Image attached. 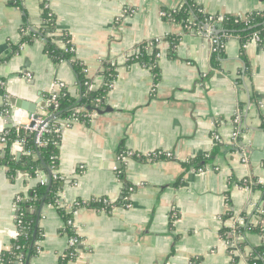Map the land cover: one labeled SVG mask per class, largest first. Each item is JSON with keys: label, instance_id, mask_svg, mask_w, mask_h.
I'll list each match as a JSON object with an SVG mask.
<instances>
[{"label": "crops", "instance_id": "0c3cea01", "mask_svg": "<svg viewBox=\"0 0 264 264\" xmlns=\"http://www.w3.org/2000/svg\"><path fill=\"white\" fill-rule=\"evenodd\" d=\"M14 1L0 0V138L30 116L12 108L10 97L38 103L35 114L47 116L58 83L79 94L71 65L53 64L43 40L20 44L42 23L41 2L55 16V43L65 47L67 36L92 87L103 83V61L116 65L106 110L87 121L60 120L58 203L71 215L77 243L70 247L62 232L59 205L44 204L26 264H59L71 248L64 264H250L252 250L264 245V47L251 41L242 50L229 36L214 54L204 29L166 16L183 0ZM194 2L208 15L264 9V0ZM168 35L177 37L172 50ZM155 38L158 82L150 68L128 60ZM5 145L0 140L1 156ZM21 151L13 142L10 153L19 158ZM38 182L23 170L11 177L0 161V254L11 249L22 204ZM102 197L116 205L71 209ZM236 216L243 229L227 241L221 230Z\"/></svg>", "mask_w": 264, "mask_h": 264}, {"label": "trees", "instance_id": "16d2710c", "mask_svg": "<svg viewBox=\"0 0 264 264\" xmlns=\"http://www.w3.org/2000/svg\"><path fill=\"white\" fill-rule=\"evenodd\" d=\"M19 0H15L17 4ZM42 23L37 31H31L30 34L22 35L20 44L30 43L33 38L38 37L44 41V51L53 64L68 62L76 76V82L79 90L78 97L73 96L66 89H61L58 93L57 108L49 105V114L53 116L50 119V124L53 126L51 132L44 134L45 144L37 147L34 144V133H24L21 128H11L7 130L5 135L6 145L4 156L0 155V161L4 162L8 168V174L14 177L17 171L23 170L31 177L38 173L44 176L47 180L46 184L38 182L29 192V198L23 202L20 211L21 228L16 238L13 240V245L10 250L0 254L1 264H26V261L36 253V241L39 239V228L36 226L37 212L41 205L58 203V193L61 190V181L54 177L58 167L59 145H60V122L59 120L69 118L76 115L79 120L87 121L91 113L101 112L106 110V96L116 78V65L111 61H103L100 74L103 77V83L100 87L94 88L92 81L88 78L85 71V66L82 62L75 58L73 46L68 43L67 36H61L66 41L63 48L57 46L54 41L53 34L57 31L56 20L54 14L50 11L46 2H41ZM168 17L182 25L189 24V18H192L191 28L201 30L207 25L213 24V21L208 19V14L204 13L194 0H183L182 6L175 12H170ZM214 29L221 30L215 34L221 41H225V37L235 36L241 42V48L247 44L253 34L260 36L259 44L264 47V9L248 13L244 17L236 16H221L219 22L213 25ZM164 40L170 43L172 50L177 43V37L168 35ZM148 47L152 48L151 54L148 52ZM222 46H218L214 54L222 51ZM16 49V48H15ZM137 53L132 55L128 60L138 61L144 66L151 69L154 80L158 82L159 69L155 54L158 52L155 39L145 41L136 47ZM1 80V79H0ZM0 84V91L3 88V80ZM49 97V96H48ZM98 100V101H96ZM48 114V115H49ZM55 129H59L57 132ZM19 138H24L25 142L22 147L19 158H16L10 153L12 143ZM29 151V153H27ZM202 160V157L196 158V161ZM125 193L127 186L125 185ZM123 202V200H122ZM116 205L106 197L93 198L88 201L74 203L71 206L72 210L79 207H95L100 210H110ZM58 212L65 220V228L62 230L68 238H77L73 226L68 225L67 221L70 218V213L65 207L59 205ZM229 218V215L224 219ZM243 228H239L242 231ZM248 230L253 232L257 229L248 227ZM222 237L231 241L233 239L232 232L229 228L224 227L221 230ZM78 239V238H77ZM75 246L72 248L74 249ZM72 248L66 256L61 258L59 264H64L73 252ZM68 253V254H67ZM250 264H264V245L258 246L252 250L248 256Z\"/></svg>", "mask_w": 264, "mask_h": 264}, {"label": "built area", "instance_id": "2783aa9c", "mask_svg": "<svg viewBox=\"0 0 264 264\" xmlns=\"http://www.w3.org/2000/svg\"><path fill=\"white\" fill-rule=\"evenodd\" d=\"M175 11L176 10H174L172 12H175ZM168 15H166V16H168ZM208 16H209L208 19L210 21H213V24L207 25L206 28L205 29L203 28V29H204V32H205L206 36L208 37V39L211 43L212 50L216 51L217 47L222 46L224 43V41H221L216 35H214V31H213V29H214L213 25L220 21L221 16L220 15H208ZM187 25H188V28L191 27L189 24H187ZM225 38H228V37H225ZM251 41L259 43L260 42V36L256 33L253 34L252 38L247 43H249ZM155 42L157 43V48L159 49V46L161 45V39L155 38ZM151 51H152V48L148 47V52L151 53ZM136 53H137V50H135L134 54H136ZM160 54H161L160 50H158V52L155 54L156 58H158L160 56ZM1 83H2V81L0 80V84ZM61 89H65L64 85L62 83H58V90L49 95V98H48L49 102L51 105H53L54 109H56L58 106L57 98H58V93L60 92ZM96 101H98V100H96ZM93 114H95V112L91 113V115H93ZM51 118H53V116L50 114L47 116H39L37 114L35 116L30 115L29 120L26 123L17 124L16 128H21L24 131V133H29V134L34 133V144L37 147H40V146H43L45 144V140L43 138L44 134L51 132V130L53 129V126L50 124ZM65 120H67L68 122L69 121L71 122L73 120H79V118L76 115H72L69 118H65ZM233 121H234V123L238 124V122H239L238 114H236L234 116ZM59 122H60V120H59ZM59 128L61 130L62 126H60ZM58 130L59 129H55L56 132ZM6 133L7 132H5L0 138L1 142H3V143H6V139H5ZM236 134H237L236 131L233 132V138L236 137ZM14 142H16L22 148L25 140H24V138H19V139H16ZM27 153H29V151ZM155 155H157V154H155ZM242 161H245V159L243 158ZM36 176H38L39 182L41 184H46L47 180L44 178V176H42L39 173ZM54 177L61 179V177L58 175V173H55ZM75 211H77V209L74 210L73 213H75ZM17 224H18V227L21 228L20 216L18 217ZM67 224L72 226V219L71 218L68 219ZM243 224H244L243 221L239 217L236 216V217L231 218L230 230H231L232 234L240 233L239 228L241 226H243ZM76 243H77V238H73V237L69 238L68 244L70 247L75 246ZM234 246H235L234 243L231 244V246H230V248L232 249L233 252H234V248H235ZM233 252H231V253H233Z\"/></svg>", "mask_w": 264, "mask_h": 264}, {"label": "water", "instance_id": "95a60500", "mask_svg": "<svg viewBox=\"0 0 264 264\" xmlns=\"http://www.w3.org/2000/svg\"><path fill=\"white\" fill-rule=\"evenodd\" d=\"M206 28V26L204 27V29ZM214 33L215 34H218L220 33L221 30L219 29H213ZM10 103H11V107L12 108H19V109H22L26 112L29 113V115H36L35 114V111H36V106L38 103H28L26 102L25 100H21L19 98H15V97H10ZM19 156V154H18ZM43 205L40 206V208L38 209V212H37V221L39 220V216H40V213H41V208H42Z\"/></svg>", "mask_w": 264, "mask_h": 264}]
</instances>
